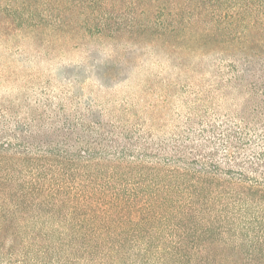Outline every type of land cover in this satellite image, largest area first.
<instances>
[{
	"label": "trees",
	"instance_id": "obj_1",
	"mask_svg": "<svg viewBox=\"0 0 264 264\" xmlns=\"http://www.w3.org/2000/svg\"><path fill=\"white\" fill-rule=\"evenodd\" d=\"M18 33L85 50L69 86L145 79L0 118V264H264V0H0Z\"/></svg>",
	"mask_w": 264,
	"mask_h": 264
},
{
	"label": "rangeland",
	"instance_id": "obj_2",
	"mask_svg": "<svg viewBox=\"0 0 264 264\" xmlns=\"http://www.w3.org/2000/svg\"><path fill=\"white\" fill-rule=\"evenodd\" d=\"M37 39L25 33L12 38L0 35V118L36 117L41 103L49 106L61 102L70 108L73 94L80 95L85 104L93 101L109 111L123 110L127 103L134 102L136 85L145 79V74L115 85H102L93 79L79 87L69 86L62 77L61 65L81 61L85 50L59 48L54 56L43 55L36 47ZM172 107L174 114L184 113L179 101H174Z\"/></svg>",
	"mask_w": 264,
	"mask_h": 264
}]
</instances>
